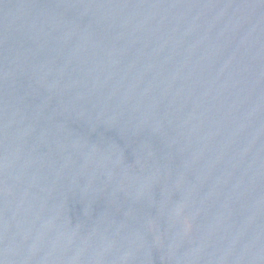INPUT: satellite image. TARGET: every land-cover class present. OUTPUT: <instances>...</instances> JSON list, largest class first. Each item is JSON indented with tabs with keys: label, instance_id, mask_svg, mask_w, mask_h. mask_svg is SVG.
<instances>
[{
	"label": "water",
	"instance_id": "1",
	"mask_svg": "<svg viewBox=\"0 0 264 264\" xmlns=\"http://www.w3.org/2000/svg\"><path fill=\"white\" fill-rule=\"evenodd\" d=\"M0 264H264V0H0Z\"/></svg>",
	"mask_w": 264,
	"mask_h": 264
}]
</instances>
